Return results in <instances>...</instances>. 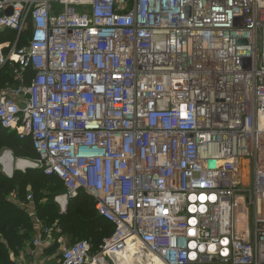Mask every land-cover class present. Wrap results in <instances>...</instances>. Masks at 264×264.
Wrapping results in <instances>:
<instances>
[{
  "label": "built area",
  "instance_id": "built-area-1",
  "mask_svg": "<svg viewBox=\"0 0 264 264\" xmlns=\"http://www.w3.org/2000/svg\"><path fill=\"white\" fill-rule=\"evenodd\" d=\"M0 30V124L114 225L60 264H264V0H0Z\"/></svg>",
  "mask_w": 264,
  "mask_h": 264
},
{
  "label": "trees",
  "instance_id": "trees-1",
  "mask_svg": "<svg viewBox=\"0 0 264 264\" xmlns=\"http://www.w3.org/2000/svg\"><path fill=\"white\" fill-rule=\"evenodd\" d=\"M30 33L31 27L21 36L20 45L27 43ZM15 39V32L0 30V43ZM14 69L15 65L11 63L0 68V89L18 84ZM31 75L32 71L29 70L27 76ZM6 149L11 150L16 157L28 160L37 157L30 139H21L15 131L0 124V154ZM44 185L52 186L56 192L66 191L63 181L57 175H49L30 168L26 171L16 169L13 176H9L0 164V264H16L10 257L11 252L19 256L35 234L31 212L15 200V195L21 196V191L29 186L33 189L35 214L38 219L46 228L53 227L54 233L66 237L68 241L73 242L72 244L87 240L92 246L91 253L96 254L104 239L113 234L114 225L98 214L93 196L81 190L75 197L69 199L68 212L62 215L54 202L43 201L47 196Z\"/></svg>",
  "mask_w": 264,
  "mask_h": 264
},
{
  "label": "crops",
  "instance_id": "crops-1",
  "mask_svg": "<svg viewBox=\"0 0 264 264\" xmlns=\"http://www.w3.org/2000/svg\"><path fill=\"white\" fill-rule=\"evenodd\" d=\"M62 197L63 195L59 196V202ZM33 218L35 234L32 240L27 242L26 249L19 256H16L13 252H11V259L16 264L21 260H25L27 262H39L41 264H60L62 250L60 251V254H55L54 246L56 242L60 239L65 240L66 237L60 236L59 233H54L53 230L46 231V229L49 228H46L41 220L35 217ZM36 241H38V244H35Z\"/></svg>",
  "mask_w": 264,
  "mask_h": 264
},
{
  "label": "bare ground",
  "instance_id": "bare-ground-1",
  "mask_svg": "<svg viewBox=\"0 0 264 264\" xmlns=\"http://www.w3.org/2000/svg\"><path fill=\"white\" fill-rule=\"evenodd\" d=\"M0 162L10 174L15 165H17V169H24L31 166V161L26 159H19L16 161L13 155L8 151L0 157ZM67 201L65 196L60 198V202L64 208L66 207ZM116 260L119 264H162L153 253L142 248V246L137 243L130 245L124 254L116 257Z\"/></svg>",
  "mask_w": 264,
  "mask_h": 264
},
{
  "label": "rangeland",
  "instance_id": "rangeland-1",
  "mask_svg": "<svg viewBox=\"0 0 264 264\" xmlns=\"http://www.w3.org/2000/svg\"><path fill=\"white\" fill-rule=\"evenodd\" d=\"M6 151H11V150H9V149H6V150H4L1 154H0V157L2 156V155H4L5 153H6ZM12 152V151H11ZM13 153V152H12ZM13 156H14V158H15V160L16 161H18L19 159H25V158H21V157H16L14 154H13ZM26 160H28V159H26ZM2 165V168H3V170L5 169L4 168V166H3V164H1ZM31 168V166H29V167H27V168H24V169H19V170H21V171H26V170H28V169H30ZM17 169V165H15V167H14V169L13 170H16ZM45 186V189H44V192H45V194L47 195V196H45L44 198H43V201L44 202H46V201H52V202H54L57 206H58V208H59V213L60 214H62V215H64V214H66L68 211V204H67V208H66V210L62 207V205L60 204V202H59V196H62V195H64V190H62V191H60V192H56V190H54L53 188H52V186H49V185H44ZM22 192V195L21 196H17V195H15V200L20 204V205H22L24 208H27L30 212H31V215L33 216V217H35V218H37L38 219V217L36 216V211H35V197H34V193H33V189L29 186V187H27V189L26 190H23V191H21ZM30 194H32L33 195V199L32 200H29L28 199V197H29V195ZM68 203H69V200H68ZM51 230H53V227H49V231H51ZM73 242H70V241H68V240H63V239H60L58 242H56L55 243V249H54V251H55V254L57 253H59L60 254V251L61 250H63V248L65 247V246H69L70 244H72ZM57 244V245H56ZM107 260H110V259H107Z\"/></svg>",
  "mask_w": 264,
  "mask_h": 264
},
{
  "label": "water",
  "instance_id": "water-1",
  "mask_svg": "<svg viewBox=\"0 0 264 264\" xmlns=\"http://www.w3.org/2000/svg\"><path fill=\"white\" fill-rule=\"evenodd\" d=\"M9 12H11V10L9 11ZM240 43H246V40H244V39H241L240 40ZM10 153L13 155V153L10 151ZM14 157V156H13ZM0 164H2L1 162H0ZM4 171L7 173V175H9V176H13V172H14V170L12 171V173L10 174V173H8L5 169H4Z\"/></svg>",
  "mask_w": 264,
  "mask_h": 264
}]
</instances>
